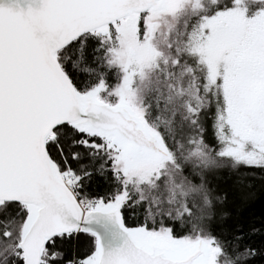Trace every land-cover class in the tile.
<instances>
[{
    "label": "snow or ice",
    "instance_id": "obj_1",
    "mask_svg": "<svg viewBox=\"0 0 264 264\" xmlns=\"http://www.w3.org/2000/svg\"><path fill=\"white\" fill-rule=\"evenodd\" d=\"M241 169L264 0H0V264H250L214 224Z\"/></svg>",
    "mask_w": 264,
    "mask_h": 264
},
{
    "label": "trees",
    "instance_id": "obj_2",
    "mask_svg": "<svg viewBox=\"0 0 264 264\" xmlns=\"http://www.w3.org/2000/svg\"><path fill=\"white\" fill-rule=\"evenodd\" d=\"M216 182L226 193L227 216L214 224L227 232L242 229L247 243L257 250L250 264H264V171L222 172ZM253 227L259 231L252 233Z\"/></svg>",
    "mask_w": 264,
    "mask_h": 264
}]
</instances>
